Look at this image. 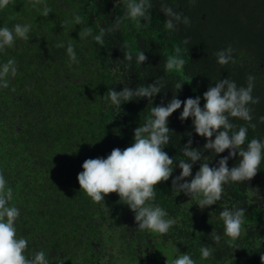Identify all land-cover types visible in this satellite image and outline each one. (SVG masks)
<instances>
[{"label":"trees","instance_id":"16d2710c","mask_svg":"<svg viewBox=\"0 0 264 264\" xmlns=\"http://www.w3.org/2000/svg\"><path fill=\"white\" fill-rule=\"evenodd\" d=\"M45 2L52 9L47 17L40 15L29 0H9L0 10V24L9 28L17 23L32 26L27 41L17 40L0 52V61L14 58L18 65L9 87L0 89V174L13 188L11 203L20 209L16 228L17 235L29 241L26 255L44 249L52 252L51 259L62 258L64 264L102 263L96 259L97 225L123 226L127 220L130 225L134 215L116 193L107 194L104 201H92L80 189L76 177L83 171L85 160L106 157L114 148L130 146L134 129L152 107L146 99L115 107L107 101V91L152 83L164 75L166 91L153 99L155 106L162 97L165 102L172 98L177 80L185 82L177 92L184 100L202 96L219 78L244 84L251 73L257 76L253 95L261 102L252 106L257 127L249 129L248 137L264 136V123H259V117L264 116V0H197L195 5H189L188 0H168L192 21L190 26L180 25L175 31L164 27L160 0H153L150 23L145 26L123 21L116 31L106 32L103 46L96 45L91 37L80 38V33L90 27L94 36L101 28H110L122 13L115 0ZM74 14L83 23L66 22ZM60 43L64 47H57ZM68 43L75 50L76 62L69 61ZM229 45L235 50V62L222 68L213 54ZM177 47L185 61L183 69L163 73L165 58ZM137 50L144 51L148 60L125 69L124 52L135 55ZM203 103L202 99L201 106ZM182 107L168 118L173 133L164 151L174 164L184 159L179 149L189 133L193 148H203L206 142L193 132L191 118L184 122L178 119ZM204 155L209 157L202 162H211V166L227 155V150L219 156L205 150ZM237 162L234 157L228 166ZM198 168L199 162L193 166V175ZM179 172L175 168L173 176ZM155 187L154 202L175 219L167 236L176 248L190 253L196 264H262L264 199H255L251 190L259 189L264 197V162L251 181L226 185L221 200L204 209L183 193L177 195L171 177ZM233 205L246 212L241 235L234 242L223 236L219 219V212ZM57 234L67 241H59ZM127 235L125 230L119 231L120 246L127 247ZM216 235L221 236L219 242L212 239ZM104 243L112 245L114 240L104 235ZM201 243L212 248L207 260L201 259Z\"/></svg>","mask_w":264,"mask_h":264},{"label":"clouds","instance_id":"9594fccd","mask_svg":"<svg viewBox=\"0 0 264 264\" xmlns=\"http://www.w3.org/2000/svg\"><path fill=\"white\" fill-rule=\"evenodd\" d=\"M40 15L47 17L52 9L45 0H29ZM197 0H188L189 5H195ZM9 0H0V10L8 6ZM117 7H122V13L112 21L108 29L101 28L99 33L92 35V29L85 27L80 38L91 37L96 45L103 46L106 32L116 31L123 21H135L137 24L147 25L151 21L153 0H115ZM159 12L163 13L164 27L175 31L178 26H190L191 18L182 11H178L168 0H160ZM143 21V23H142ZM77 25L83 23L81 17L74 14L66 21ZM31 24L17 23L11 28L0 24V52L11 48L17 40L27 41L31 31ZM188 44V40H184ZM57 47H64L63 43ZM180 48L174 49V54L164 60V72H179L185 61L181 56ZM234 49L231 45L216 51L215 62L222 68L235 62ZM70 62H76L77 57L71 43L66 48ZM148 60L145 52L137 50L135 55L124 52L125 69L131 68L133 63L141 66ZM18 65L14 58L0 61V89H7L10 81L17 76ZM183 83L176 81L172 98L165 102L161 98L159 104L153 106V99L164 93L166 82L164 75L157 77L152 83L138 84L135 87L125 85L121 90L109 88L107 101L111 105L121 108V105L140 99H146L151 104L148 116L134 129L133 142L130 146L120 149L114 148L106 157L87 159L81 165L83 171L77 174V181L85 194L94 202L104 201L109 193H116L120 201L128 207L134 215L136 229L148 230L152 233L166 234L175 219L169 216L165 208L155 203L156 185L168 181L171 177L172 190L177 195L183 193L201 208L216 205L221 200L224 188L229 184H242L251 181L261 169L264 162V136L249 139L248 131L255 129L253 123V105L259 104L261 98L254 96L257 76L249 73L244 84H238L228 77L217 79L210 85L202 96L178 98L177 92L182 89ZM204 103L201 106V100ZM178 119L184 122L191 118L192 130L195 135L203 137V148H193L192 134L179 149L184 159H174L164 151L169 145L173 133L168 127L169 117L181 109ZM243 121L237 125L234 121ZM259 123H264V116L259 117ZM219 156L227 150V155L220 156L215 164L206 161L209 156ZM236 157L238 162L232 167L228 161ZM199 162V168L193 175V166ZM175 168H179L178 175L173 176ZM191 177V179H186ZM255 199H264L259 189L251 190ZM13 188L3 174H0V264H64L62 258L51 259L44 249H35L26 255L29 241L17 235L16 221L20 216V209L13 203ZM245 209L233 205L223 208L219 212L222 221V234L230 241H236L243 228ZM213 241L219 242L220 235ZM176 255L171 264H196L191 254L186 252ZM201 259L207 260L213 253L209 244L201 243L199 248ZM264 264V255L261 256Z\"/></svg>","mask_w":264,"mask_h":264},{"label":"flooded vegetation","instance_id":"af4514ba","mask_svg":"<svg viewBox=\"0 0 264 264\" xmlns=\"http://www.w3.org/2000/svg\"><path fill=\"white\" fill-rule=\"evenodd\" d=\"M116 220V219H115ZM115 220H112L115 222ZM132 220L123 226H99L96 235L97 239V260H102V263L96 264H171V260L176 255V247L173 241L166 234L155 235L148 230L136 229V224ZM125 230L128 232L126 236L127 242L123 247L119 245V231ZM104 235L111 237L114 243H104ZM179 254H183L182 249H178ZM51 254L52 252L49 251ZM166 254V255H165Z\"/></svg>","mask_w":264,"mask_h":264},{"label":"rangeland","instance_id":"374dc122","mask_svg":"<svg viewBox=\"0 0 264 264\" xmlns=\"http://www.w3.org/2000/svg\"><path fill=\"white\" fill-rule=\"evenodd\" d=\"M112 226H113V225H111V227H112ZM65 229L67 230V229H69V228L66 227ZM70 229H71V228H70ZM55 237H57V239H58L59 241H60V238H64L65 241H67V240H66V237H65L64 235L57 234V235H55ZM165 255H166V254H165Z\"/></svg>","mask_w":264,"mask_h":264}]
</instances>
